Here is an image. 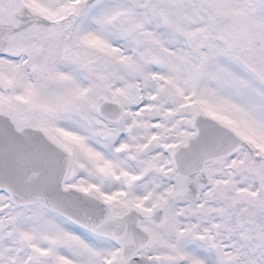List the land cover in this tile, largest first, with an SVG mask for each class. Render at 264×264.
<instances>
[{"label": "snow or ice", "instance_id": "snow-or-ice-1", "mask_svg": "<svg viewBox=\"0 0 264 264\" xmlns=\"http://www.w3.org/2000/svg\"><path fill=\"white\" fill-rule=\"evenodd\" d=\"M0 264H264V0H0Z\"/></svg>", "mask_w": 264, "mask_h": 264}]
</instances>
